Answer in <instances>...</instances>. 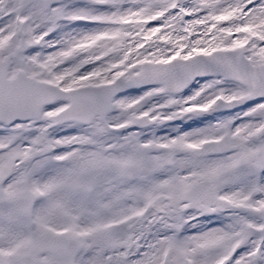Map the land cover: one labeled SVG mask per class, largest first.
<instances>
[{
    "label": "snow or ice",
    "instance_id": "snow-or-ice-1",
    "mask_svg": "<svg viewBox=\"0 0 264 264\" xmlns=\"http://www.w3.org/2000/svg\"><path fill=\"white\" fill-rule=\"evenodd\" d=\"M0 264H264V0H0Z\"/></svg>",
    "mask_w": 264,
    "mask_h": 264
}]
</instances>
